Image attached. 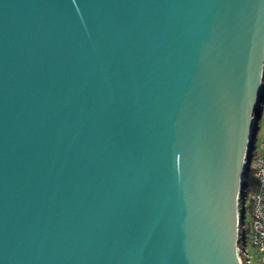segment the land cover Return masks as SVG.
<instances>
[{"label":"water","instance_id":"obj_1","mask_svg":"<svg viewBox=\"0 0 264 264\" xmlns=\"http://www.w3.org/2000/svg\"><path fill=\"white\" fill-rule=\"evenodd\" d=\"M263 83L264 0H0V264H242Z\"/></svg>","mask_w":264,"mask_h":264},{"label":"built area","instance_id":"obj_2","mask_svg":"<svg viewBox=\"0 0 264 264\" xmlns=\"http://www.w3.org/2000/svg\"><path fill=\"white\" fill-rule=\"evenodd\" d=\"M256 109H259V118L255 117V113L257 112ZM256 110L254 112V124L251 129V135L248 141V147L246 151V157H245V163L248 166L247 168V174L248 177L252 173L253 177L256 181V188L253 192L248 193L247 190V185H248V180L246 182V186L244 187L243 183L241 184V192L239 197L241 199L244 198V206L246 205V200H248V196L250 195V210H251V226H252V238H253V243L257 248L259 249V252L261 253L262 256V263L264 264V136L262 139V151L261 153L256 151V133L258 131V122L259 119L264 115V100L262 99L261 101L259 100L256 104ZM244 193V194H243ZM241 199H240V207L242 208L241 204ZM249 205V206H250ZM239 207V209H240ZM245 207V210L246 211ZM241 210V209H240ZM242 217L241 214H239V220ZM244 223L245 224V216H244ZM241 224V230L242 226ZM240 229V227H239ZM244 247H242L241 251L242 253L246 256L247 264H253L249 256V253L246 250V241L244 239Z\"/></svg>","mask_w":264,"mask_h":264},{"label":"rangeland","instance_id":"obj_3","mask_svg":"<svg viewBox=\"0 0 264 264\" xmlns=\"http://www.w3.org/2000/svg\"><path fill=\"white\" fill-rule=\"evenodd\" d=\"M262 99L264 100V83H263V91H262V96H261L260 101ZM256 110H257V112L255 113V117L258 118L259 109H256ZM258 128L259 129L255 135L256 136V151L261 153V151H262V139L264 136V115L259 119ZM241 204H242V208L240 207V203H239V207L241 209L239 211H240V214L242 215V217L239 220V223H240L239 224V227H240L239 238L241 239V235L245 238V241H246L245 247H246L247 252L249 253L251 260H253L252 263L253 264H263L261 253L259 252V249L257 248V246H255V244L253 243V238H252V236H253L252 235V226H251L252 215H251V210L249 208L250 195L248 196V200H246V205L244 206V198L241 199ZM245 207H247L246 211H244ZM244 216H245V224L243 225ZM241 224L243 225L242 230H241ZM242 247H244V246H242ZM242 247L240 246V243H239V246H238L239 258H240L242 264H247L245 261V260H247V258L241 251Z\"/></svg>","mask_w":264,"mask_h":264},{"label":"trees","instance_id":"obj_4","mask_svg":"<svg viewBox=\"0 0 264 264\" xmlns=\"http://www.w3.org/2000/svg\"><path fill=\"white\" fill-rule=\"evenodd\" d=\"M256 188V181L253 177V174L251 173L249 175V180H248V185H247V190H248V193H251L255 190ZM251 207V205L249 206V208ZM244 237L241 235V239H240V246L242 247L244 245Z\"/></svg>","mask_w":264,"mask_h":264}]
</instances>
